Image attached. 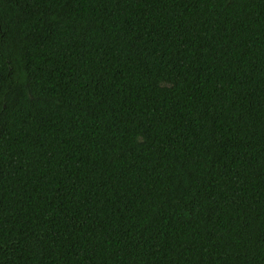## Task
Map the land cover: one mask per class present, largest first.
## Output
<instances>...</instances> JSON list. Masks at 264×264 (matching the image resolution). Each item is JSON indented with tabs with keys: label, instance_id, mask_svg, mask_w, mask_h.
<instances>
[{
	"label": "trees",
	"instance_id": "16d2710c",
	"mask_svg": "<svg viewBox=\"0 0 264 264\" xmlns=\"http://www.w3.org/2000/svg\"><path fill=\"white\" fill-rule=\"evenodd\" d=\"M0 264H264V0H0Z\"/></svg>",
	"mask_w": 264,
	"mask_h": 264
}]
</instances>
